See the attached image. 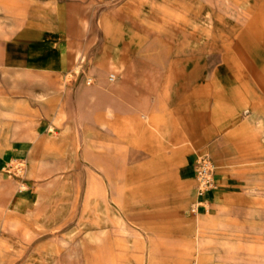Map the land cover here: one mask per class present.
<instances>
[{
  "label": "rangeland",
  "instance_id": "rangeland-1",
  "mask_svg": "<svg viewBox=\"0 0 264 264\" xmlns=\"http://www.w3.org/2000/svg\"><path fill=\"white\" fill-rule=\"evenodd\" d=\"M36 1L0 0V35ZM60 1L81 12L80 70L78 61L65 72L0 69V264H211L206 254L264 264L263 86L248 73L257 111L242 112L215 146L194 143L190 109L194 96L211 95L220 66L241 62L223 47H234V33L247 29L252 51L264 52L256 8L247 9L255 0L223 18L210 0ZM95 88L101 104L116 96L111 120L103 109L94 120ZM202 153L225 181L195 215ZM188 157L194 177L184 180ZM100 181L127 234L112 213L99 216Z\"/></svg>",
  "mask_w": 264,
  "mask_h": 264
},
{
  "label": "crops",
  "instance_id": "crops-1",
  "mask_svg": "<svg viewBox=\"0 0 264 264\" xmlns=\"http://www.w3.org/2000/svg\"><path fill=\"white\" fill-rule=\"evenodd\" d=\"M210 1L217 16L223 18L232 16L233 3L239 0ZM253 8H256L253 20L259 23V27L253 31H258L259 39H263L264 0H255V3L247 9L251 11ZM70 9L68 3L60 0H38L31 3L26 10L22 24L9 36L0 35V69L23 68L38 72H65L71 69L75 61H78L75 70L79 71L83 61V52H81L83 50H80L78 46L79 39L82 38L84 23L81 19V12ZM223 24L221 35H225L231 29L229 26L231 22L227 19ZM233 35L232 40L237 41L234 47L230 46L231 42L225 43L223 47L225 51H239L241 62L220 66L215 72L212 83L215 89H211L212 91L209 93L211 95L204 98L199 94L190 101L191 118L197 131V134L192 138L200 148L205 145L215 146L218 144L217 138L221 135L224 136L228 129L239 123L242 112L257 111L255 106L250 103L253 91L248 82V73L253 76L255 82L262 84L264 89V52L252 51L254 50L251 41L253 36L247 29H242ZM111 63L118 68V71H123L122 65L116 63L114 55ZM231 70L235 72L234 75L230 73ZM109 79L115 81L117 74L111 72ZM115 102L116 96L110 93L108 103L101 104L100 92L95 88L94 120L99 117L101 109H103V114L111 120L116 109ZM19 145H16L15 152L17 154L22 153V147ZM192 166L190 157L182 161L178 171L182 179L188 180L194 177H192ZM217 173L216 171V176ZM215 178L216 186L203 194L205 208H201L198 213L193 214L197 215L209 210V206L216 203L221 197L222 188L220 185L224 183L225 177L220 174ZM103 182L100 181L99 184L100 199L96 206L99 216L106 218L109 213H112L123 232L127 234L128 228L124 218L114 213L112 206H109L108 184L105 185ZM26 187L27 185L22 183V188ZM195 193L194 189L193 200ZM206 259L211 264H219L218 258L212 254H206Z\"/></svg>",
  "mask_w": 264,
  "mask_h": 264
},
{
  "label": "built area",
  "instance_id": "built-area-1",
  "mask_svg": "<svg viewBox=\"0 0 264 264\" xmlns=\"http://www.w3.org/2000/svg\"><path fill=\"white\" fill-rule=\"evenodd\" d=\"M196 189L195 198L192 202L191 212L198 213L205 208L203 194L216 185L217 166L207 153L199 155L195 161Z\"/></svg>",
  "mask_w": 264,
  "mask_h": 264
},
{
  "label": "bare ground",
  "instance_id": "bare-ground-1",
  "mask_svg": "<svg viewBox=\"0 0 264 264\" xmlns=\"http://www.w3.org/2000/svg\"><path fill=\"white\" fill-rule=\"evenodd\" d=\"M20 169H21V168H20ZM215 186H216V185H215ZM215 186H214V187H215ZM214 187H213V188H214ZM211 189H212V188H211ZM208 190H210V189H208ZM208 190H207V191H208ZM207 191H206V192H207ZM206 192H205V193H206Z\"/></svg>",
  "mask_w": 264,
  "mask_h": 264
}]
</instances>
